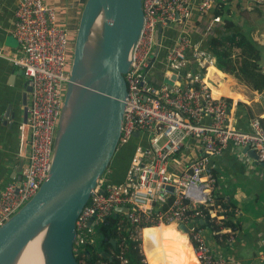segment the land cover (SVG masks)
Instances as JSON below:
<instances>
[{
	"label": "built area",
	"instance_id": "1",
	"mask_svg": "<svg viewBox=\"0 0 264 264\" xmlns=\"http://www.w3.org/2000/svg\"><path fill=\"white\" fill-rule=\"evenodd\" d=\"M191 1L142 0V27L124 74L127 98L118 148L130 143L134 132L143 135L134 144L124 179L110 182L103 175L91 190L75 222L74 250L86 244L95 246L96 227L119 206L127 208L126 213H117L129 224L130 240L140 241L146 227L183 223L198 264H224L207 244L202 226L205 221L221 224L225 214L218 213L226 211L215 205L216 178L208 156L232 144L239 149L254 148L257 162H264V127L255 118L247 129L235 128L227 119L231 103L222 96L213 97L198 70L182 72L190 58L202 67L214 61L184 32L167 51L165 80L159 85L148 80L157 27L182 22ZM226 1L199 0V10L209 11ZM60 10L45 0H19L14 10L12 34L20 53L11 61L29 80L30 91L24 165L19 178L0 192V226L36 193L50 170L64 108L71 33L59 18ZM260 70L264 74V66ZM178 74L180 80H170ZM190 141L200 154L188 159L180 172L171 171L170 163Z\"/></svg>",
	"mask_w": 264,
	"mask_h": 264
},
{
	"label": "crops",
	"instance_id": "2",
	"mask_svg": "<svg viewBox=\"0 0 264 264\" xmlns=\"http://www.w3.org/2000/svg\"><path fill=\"white\" fill-rule=\"evenodd\" d=\"M18 1L0 0V192L5 184L19 178L20 175L17 166L22 125L20 109L25 77L20 68L11 61V58L20 53L12 34L14 10ZM45 2L61 9L59 18L68 26L67 10L70 0H45ZM83 2L85 1L78 0L79 12ZM222 4L224 9L228 10L227 17L235 23L236 29L244 32L259 45L260 66H264V0H227ZM213 11L211 8L209 11L201 12L199 0H192L190 10L182 22H174L162 28L159 49L156 53L153 50L151 57L153 63L148 74L158 82L165 80L167 51L174 45L179 33L184 32L191 42L209 53L214 61L202 67L188 54L190 63L182 72L188 68L198 70L213 97L222 96L229 99L231 108L228 122L237 129H247L251 120L255 118L264 121V109H257L258 104L264 105V95L238 83L231 74L223 72L218 66L210 51V42L218 35L222 17L218 16L219 20H216L217 16ZM139 135L143 134L135 135L130 143L116 150L104 174L108 181L120 182L124 179L129 157L133 152L134 144L138 142ZM198 154L200 151L196 143L190 141L175 156L169 169L180 172L188 159ZM208 163L216 178L214 196L221 201L228 199L233 204L236 228L223 226L221 232L206 230L207 244L213 254L224 261V264H264V172L257 174V171H260L258 168L264 169V167L252 161L242 149L232 144L227 145L220 154L208 156ZM218 206L222 205L218 204ZM178 225L170 223L143 229L139 251L145 264H178V247L182 243L190 252L187 264H198L187 234H183ZM162 226L170 227V234L163 238L161 236L163 230L160 229ZM155 234H158L156 239ZM177 242H179L178 246ZM182 264H185L184 257Z\"/></svg>",
	"mask_w": 264,
	"mask_h": 264
},
{
	"label": "water",
	"instance_id": "3",
	"mask_svg": "<svg viewBox=\"0 0 264 264\" xmlns=\"http://www.w3.org/2000/svg\"><path fill=\"white\" fill-rule=\"evenodd\" d=\"M93 22L99 33V65L66 125L57 133L47 177L36 193L0 226V264L12 259L48 222L49 228L43 239L46 264H77L74 257L75 222L118 148L127 98L124 74L129 68L130 50L142 27V0H85L76 27L72 75ZM161 31L158 26L154 53L159 49ZM148 73L151 83H161ZM181 74L170 76V80H180ZM68 90L69 86L64 104ZM29 91V80L25 78L20 109L23 126L20 129L19 173L24 165V123ZM137 134L133 133L134 136ZM242 152L258 163L254 148L245 146ZM259 164L264 167V162ZM114 210L127 212L126 207L118 206ZM90 225L93 226L92 222ZM178 228L183 234L187 233L183 223H179Z\"/></svg>",
	"mask_w": 264,
	"mask_h": 264
},
{
	"label": "trees",
	"instance_id": "4",
	"mask_svg": "<svg viewBox=\"0 0 264 264\" xmlns=\"http://www.w3.org/2000/svg\"><path fill=\"white\" fill-rule=\"evenodd\" d=\"M79 9L78 0H70L67 10L68 20L66 18L68 22V26H66L70 32L77 27ZM213 10L215 16L222 17L218 35L210 42V51L218 66L223 72L231 74L238 83L264 95V74L260 70L261 50L259 45L244 32L236 29L235 23L227 17L228 10L224 9L223 4L215 5ZM226 100L229 101V99ZM261 123L264 127V121ZM215 200V205L221 204L223 208H226L224 219L219 225L214 221H205L202 226L210 231H216L220 226L236 228L233 204L228 199L221 201L215 197ZM129 230V224L123 219V216L114 212L96 227L95 246L86 244L83 247L75 248L74 257L77 264H98V261L105 264H145L139 251V241L130 240ZM178 244L179 242H177V246ZM178 249V264L182 263L183 257L187 264L190 252L186 250L183 243ZM120 259L124 262L121 263Z\"/></svg>",
	"mask_w": 264,
	"mask_h": 264
},
{
	"label": "bare ground",
	"instance_id": "5",
	"mask_svg": "<svg viewBox=\"0 0 264 264\" xmlns=\"http://www.w3.org/2000/svg\"><path fill=\"white\" fill-rule=\"evenodd\" d=\"M97 45L99 50V33L98 29L96 28V22H93L84 42L81 57L76 63V72L74 73L69 85L66 103L64 104V108L60 118L61 130L66 125L79 98L85 92L89 82L92 79L94 71L99 65V60L97 56H95V49ZM49 224L50 222H48L42 229H40L6 264H46L47 256L43 247V239L46 231L49 228ZM169 228L170 227L168 226H162L160 228L161 230H163L161 233L162 238L167 234H170ZM154 237L155 239L158 238V234H155Z\"/></svg>",
	"mask_w": 264,
	"mask_h": 264
},
{
	"label": "rangeland",
	"instance_id": "6",
	"mask_svg": "<svg viewBox=\"0 0 264 264\" xmlns=\"http://www.w3.org/2000/svg\"><path fill=\"white\" fill-rule=\"evenodd\" d=\"M77 26V25H76ZM73 31H71L70 33V45L68 46L69 49H68V58H67V67H66V71H67V81L66 83L64 84V96H65V93H66V90H67V87L69 86V83L71 82V79L73 78V75L71 74V70H72V64H73V49H74V41H75V34H76V27L74 29H72ZM97 53H98V45L96 46V49H95V56H97ZM260 108V109H264V105L263 103L262 104H258L257 105V109ZM58 131L60 130V126L58 125L57 127ZM260 171H257V174H261L262 172H264V169L262 168H258ZM189 259H190V256H189ZM182 264V263H181Z\"/></svg>",
	"mask_w": 264,
	"mask_h": 264
}]
</instances>
